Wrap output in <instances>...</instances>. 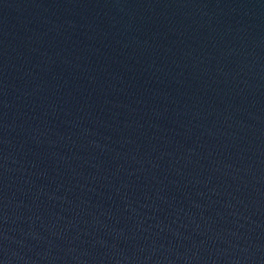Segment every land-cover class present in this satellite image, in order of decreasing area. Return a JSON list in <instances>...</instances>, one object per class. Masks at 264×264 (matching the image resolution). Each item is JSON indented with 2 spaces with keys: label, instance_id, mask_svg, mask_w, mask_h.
Listing matches in <instances>:
<instances>
[{
  "label": "water",
  "instance_id": "obj_1",
  "mask_svg": "<svg viewBox=\"0 0 264 264\" xmlns=\"http://www.w3.org/2000/svg\"><path fill=\"white\" fill-rule=\"evenodd\" d=\"M0 264H264V0H0Z\"/></svg>",
  "mask_w": 264,
  "mask_h": 264
}]
</instances>
